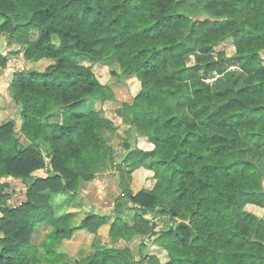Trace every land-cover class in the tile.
Wrapping results in <instances>:
<instances>
[{"label":"trees","instance_id":"16d2710c","mask_svg":"<svg viewBox=\"0 0 264 264\" xmlns=\"http://www.w3.org/2000/svg\"><path fill=\"white\" fill-rule=\"evenodd\" d=\"M182 1L0 0L20 119L0 125V190L4 177L25 186L14 206L0 194V264H264V173L243 156L264 159V0H191L202 20ZM112 79L126 94L105 97ZM123 122L137 134L130 168L113 166L120 195L75 226L79 184L114 161L100 132ZM139 168L151 187L133 192ZM105 225L112 245L96 246ZM40 226L57 245L81 235L74 254L37 248ZM129 233L143 237L138 260Z\"/></svg>","mask_w":264,"mask_h":264},{"label":"rangeland","instance_id":"374dc122","mask_svg":"<svg viewBox=\"0 0 264 264\" xmlns=\"http://www.w3.org/2000/svg\"><path fill=\"white\" fill-rule=\"evenodd\" d=\"M182 5L180 7V11L185 12L188 14V16L193 20H202L205 18V15H202L199 13V11L196 10V8L193 7L191 4V0H184L182 1ZM232 43H226L222 45L228 54L233 52V49L231 47ZM14 47V46H13ZM0 50L4 53L8 50H10V47L8 48L6 46V39L5 36L0 37ZM262 55V61L264 63V52ZM79 63L88 66L90 64V61L88 59H80L78 60ZM46 61L42 60L37 63L29 62L26 64V68L41 70ZM101 69H97V73ZM227 72H240V66L238 63H228L226 67ZM201 74V73H200ZM203 77L206 79V82L212 83L215 81V79L218 77L215 72L208 73L206 75H203ZM9 80V79H8ZM9 83V81H8ZM118 87V88H117ZM120 86L117 85V82L115 79H112L109 82V86L106 89V95L105 97L111 98L113 95L112 89L116 88L117 97H119L120 93H125L124 88H119ZM126 94V93H125ZM130 102V99H127ZM93 102V101H91ZM117 103H111V105H116ZM13 109L11 110L12 115L14 116V120L12 121L14 123V130L17 131L19 129L20 119H19V109L18 106L14 103L12 105ZM4 122V121H3ZM101 136L105 139L108 145H110L113 148V156L114 161L118 158H121L123 154L127 151L125 149V144H131L135 140V136L137 134L136 129L131 126L128 123H121L119 124L114 130L112 131H101ZM244 158L252 161L257 165L259 170L264 173V159L258 156H254L252 154L246 153L243 155ZM112 162L107 165V167L101 171H99L95 177L88 182H81L78 186V194H77V204L71 205L68 210L76 212L75 216L73 217L72 224L78 225L80 221L85 217L88 213H97V214H111L113 208H114V201L115 199L120 195V189H119V174L114 169V165H116V162ZM120 165V164H119ZM123 169H129L130 163H121ZM37 175L29 178L26 183L30 184L33 180V178L37 176L45 177L49 174V167L47 166L44 169L39 170ZM1 182L6 183V186H4V189L1 191L3 194H6L5 196L8 197L5 201L7 205H17L24 199L25 194V186L20 180H15L10 177H4L1 179ZM132 190L133 192H137L142 188H150L151 187V178L150 174L146 172L143 168H139L132 173ZM146 216L153 217L155 216L154 213L148 212ZM105 225L102 226L97 233V237L95 240L96 246L101 247H109L112 245L109 237H108V231L106 228H108ZM143 237L137 236L133 233H129L126 237L127 244L131 248L133 255L138 260L139 259V250H140V242ZM81 239V235H79V238L75 240L74 242ZM48 242L53 247L58 248L61 251H65L68 253V255H73L74 252L77 249L76 243H72L71 241H62L60 245H57V241L53 239V237L50 234V230L46 227H37V230L34 233L32 243L37 247L40 248V246L44 243ZM148 249V248H147ZM145 251H148V250ZM151 251V250H150ZM149 251V252H150ZM140 264H146L145 262H142Z\"/></svg>","mask_w":264,"mask_h":264},{"label":"crops","instance_id":"0c3cea01","mask_svg":"<svg viewBox=\"0 0 264 264\" xmlns=\"http://www.w3.org/2000/svg\"><path fill=\"white\" fill-rule=\"evenodd\" d=\"M10 72H13L12 68H6V69L0 68V125L6 121L14 120V116L12 115L11 112V110L13 109L12 105H14V102L12 101L11 92L9 91V83H8ZM36 173L33 176L37 175ZM107 227L108 228L106 229L108 231L109 226Z\"/></svg>","mask_w":264,"mask_h":264},{"label":"water","instance_id":"95a60500","mask_svg":"<svg viewBox=\"0 0 264 264\" xmlns=\"http://www.w3.org/2000/svg\"><path fill=\"white\" fill-rule=\"evenodd\" d=\"M25 72L26 73H28L29 71L28 70H25ZM13 77H14V74H13V72H10V74H9V84H11L12 83V81H13ZM134 150V146H133V144H131V148L130 149H128L124 154H123V156L121 157V158H118L117 160H116V164H121L122 162H123V160L132 152Z\"/></svg>","mask_w":264,"mask_h":264}]
</instances>
